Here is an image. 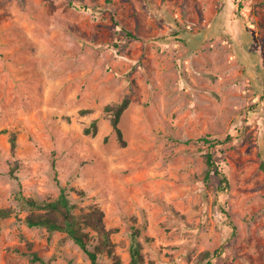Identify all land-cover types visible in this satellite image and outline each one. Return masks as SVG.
<instances>
[{
	"label": "rangeland",
	"instance_id": "374dc122",
	"mask_svg": "<svg viewBox=\"0 0 264 264\" xmlns=\"http://www.w3.org/2000/svg\"><path fill=\"white\" fill-rule=\"evenodd\" d=\"M263 157L264 0H0V264H91L26 223L61 192L102 263L264 264Z\"/></svg>",
	"mask_w": 264,
	"mask_h": 264
},
{
	"label": "trees",
	"instance_id": "16d2710c",
	"mask_svg": "<svg viewBox=\"0 0 264 264\" xmlns=\"http://www.w3.org/2000/svg\"><path fill=\"white\" fill-rule=\"evenodd\" d=\"M70 3H72L70 1ZM80 8H88L87 5L81 3L76 5ZM122 31L125 33L128 37L136 38V36L131 33V31L125 29L122 27ZM128 99H123L120 103L116 104H107L104 106V110L108 113L110 116V122L115 130L118 138L122 139V133L118 126V122L120 119V116L122 112L126 109L128 106ZM93 129L90 130L89 128L85 129V132L92 131L94 132L96 130L95 122L92 123ZM15 133L12 132L10 135V142L11 146H15ZM232 138V135H225L222 138H216V139H208L207 137L203 136L200 137L199 140L204 141L206 143H209L210 145H215L216 143H223L227 142ZM205 161L208 166V169L214 168L215 174L218 175L220 183L218 184V188L221 190H225L227 186V178L224 175V173L218 169L217 165H215V161L213 159L212 153L207 152L205 155ZM259 169L264 174V157L261 159L259 163ZM209 171L206 172V176H208ZM25 203L35 209H42L43 211L35 214V215H29L26 217V223L29 226H44L48 230H59L64 231L67 233L68 236H70L75 243H77L83 251L88 255L91 264H106L102 263L98 260L97 251L95 249H89L87 247V233L83 230V227L85 225H89L93 227L95 230H97L103 239H101L102 242V248L104 241L107 239L106 231L104 228V222H103V215L100 210L95 209L85 214H77L72 209L73 207L69 204V201L66 197V195L61 192L55 200L51 201H45V202H38L32 199H26ZM10 214L9 209H0V216H7ZM231 222V221H230ZM134 245L131 246L130 249V255H131V261L130 264H138L139 262V249L137 247V243H133ZM32 260L39 261L41 264H50L48 262H45L41 257L37 255L36 252H32Z\"/></svg>",
	"mask_w": 264,
	"mask_h": 264
}]
</instances>
